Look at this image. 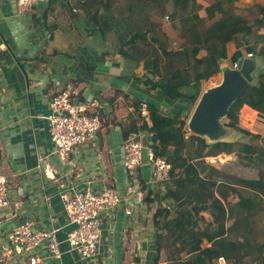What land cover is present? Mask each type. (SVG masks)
Instances as JSON below:
<instances>
[{"label":"crops","instance_id":"obj_1","mask_svg":"<svg viewBox=\"0 0 264 264\" xmlns=\"http://www.w3.org/2000/svg\"><path fill=\"white\" fill-rule=\"evenodd\" d=\"M199 1L208 5L214 0ZM236 2L233 0L222 13L215 12L212 18L207 17L204 7L200 8L196 12L200 21L203 20L200 27L207 28L233 14L240 8ZM79 4L49 0L18 7L16 0H0V172L7 176L11 191L10 213L1 219L5 220L2 222L6 229L24 220L36 221L35 227H47L45 221L50 215L61 224L62 207L57 191L63 187L81 190L91 184L99 190L113 186L124 194L127 180L121 165L122 142L136 135L142 144L150 145V134L141 126H150L151 120L139 114L135 100L146 101L147 105L154 103L166 114H187V118L195 107L191 109L187 99H171L146 89L142 82L146 70L136 68L134 62L118 54L107 53V47L94 34L85 33L88 17L81 13ZM255 5L264 6V0L240 10L251 13ZM157 19L161 20L158 16ZM168 22L161 25V30L173 40L169 50L179 49L185 40L178 37L173 22ZM234 50V41H227L223 51L226 59L217 60L219 69L203 85L200 95L220 82L224 68H233L229 58ZM203 54L201 51L200 55ZM254 56L259 55L252 53ZM213 79L216 82L212 83ZM61 89L71 90L77 98L85 95L101 105V128L96 138L64 165L52 154L46 119L51 94ZM237 111L232 115L239 120L238 125L252 128L255 113L245 105ZM131 126L134 129L125 135ZM45 155L39 170L37 158ZM45 166L49 170L46 175L42 171ZM140 169L144 183L150 179L151 166L146 163ZM159 192H165L163 185L156 192L148 191L151 198L123 201L105 216L101 241L103 264L154 262L153 239L157 229L153 225V212ZM126 205L135 210L129 218L124 213ZM160 259H165L164 252L160 253ZM65 261L82 264L71 262L69 255Z\"/></svg>","mask_w":264,"mask_h":264},{"label":"trees","instance_id":"obj_2","mask_svg":"<svg viewBox=\"0 0 264 264\" xmlns=\"http://www.w3.org/2000/svg\"><path fill=\"white\" fill-rule=\"evenodd\" d=\"M62 1L80 3L78 8L88 17L85 33L94 34L107 53L146 70L142 76L146 89L187 99L191 107L218 71L216 61L223 57L227 41L235 43L231 65L249 53L264 57V6L226 15L204 28L196 13L200 8L212 18L233 0L208 5L199 0ZM156 12L173 22L178 37L185 40L181 48L169 50L173 40L161 30ZM133 103L138 108L141 101ZM244 105L255 113L252 128L235 124V118L226 125L253 141L207 144L202 137L186 135L183 127L189 115L166 114L148 103L151 125L141 128L150 134L154 155L171 166L169 179L161 183L169 208L159 206L153 212L154 261L164 252L165 259L175 264H217L220 256L226 264H264V75L234 103L232 114L238 113L234 107ZM221 154H233L236 160L208 161Z\"/></svg>","mask_w":264,"mask_h":264},{"label":"built area","instance_id":"obj_3","mask_svg":"<svg viewBox=\"0 0 264 264\" xmlns=\"http://www.w3.org/2000/svg\"><path fill=\"white\" fill-rule=\"evenodd\" d=\"M47 1L16 0V4L18 7H30ZM49 107L50 112L46 116L48 139L52 144V154L64 165L73 154H79L85 144L96 138L101 128V105L85 95L77 98L71 90L61 89L51 94ZM138 111L146 120L150 119L146 101L139 104ZM121 148V165L127 180L124 194L113 186L97 190L91 184L81 190L73 187L59 189L57 195L63 222L59 224L55 216L50 215L45 221L47 227H35L36 221L24 220L0 230V264H67L66 255L75 263L103 264L101 241L105 216L114 212L123 201L151 198L148 191L159 190L161 183L169 179L171 168L170 163L155 156L150 146L142 144L136 135L125 139ZM46 156L37 158L39 170ZM146 163L151 166L150 179L142 183L140 168ZM42 171L45 175L49 172L46 166ZM164 194L159 192L158 197L153 198L155 208H169L163 199ZM10 196L8 178L0 172V208L10 206ZM123 208L128 218L135 212L132 206ZM216 263L226 264V260L220 256ZM152 264L175 263L159 259Z\"/></svg>","mask_w":264,"mask_h":264},{"label":"water","instance_id":"obj_4","mask_svg":"<svg viewBox=\"0 0 264 264\" xmlns=\"http://www.w3.org/2000/svg\"><path fill=\"white\" fill-rule=\"evenodd\" d=\"M254 57L252 54L239 57L233 68H224L219 83L202 92L187 122L189 134L202 137L207 144L247 143L249 136L241 130L227 126L225 121L229 117L231 105L241 98L250 86L258 84L259 77L264 75V70L259 67L264 57L257 56L258 60Z\"/></svg>","mask_w":264,"mask_h":264},{"label":"rangeland","instance_id":"obj_5","mask_svg":"<svg viewBox=\"0 0 264 264\" xmlns=\"http://www.w3.org/2000/svg\"><path fill=\"white\" fill-rule=\"evenodd\" d=\"M261 0H237V2H236V6H238V7H240V8H242V7H246V6H248V5H251V4H253V3H255V2H260ZM240 8H237L236 10H235V12L233 11V10H231V11H233V13H239L240 11ZM156 16H158V18H160L161 20H162V24L163 23H169L168 21H170L169 19H167L166 18V15H163L162 16V14L160 15L158 12H156ZM200 18V17H199ZM199 23H201V22H203V20H201V21H198ZM225 56H226V54L223 56L224 57V59H226L225 58ZM222 57V58H223ZM232 57V56H231ZM229 58V60H230V62H232V58ZM259 57V56H258ZM254 58H256L257 60H258V58H257V56L256 57H254ZM219 59H221V57L219 58ZM261 60V59H260ZM262 61V60H261ZM264 61H262V64H261V68L264 70V63H263ZM216 64H217V61H216ZM211 82L213 83V82H216V79H213V80H211ZM197 102V101H196ZM195 105V104H194ZM193 108V106L191 107V109ZM190 109V110H191ZM237 110H239V107L238 106H236L235 107V111L234 112H236ZM139 112V111H138ZM140 114V113H139ZM188 116V115H187ZM232 118H234L233 116H232V112L230 113V108H229V117H228V119L225 121V122H227L228 120H232ZM188 119L189 118H186V121H185V124H184V127H183V130L185 131V133H186V135L188 134V132H189V130L187 129V122H188ZM235 120H236V118H235ZM243 121H245V120H243ZM239 122V120H236V123L235 124H237ZM247 138V137H246ZM246 138H243V140H245ZM246 141L247 142H252L253 140L250 138V137H248L247 139H246ZM216 160H218L220 163H226V162H233V161H235L236 160V157L233 155V154H231V155H226V154H221V155H219L217 158H208V161H210V162H214V161H216ZM221 160H223V161H221ZM166 203V202H165ZM10 213V206H8V207H3V208H0V230H6V227L3 225V222H5V220H1L2 218H4L7 214H9ZM3 221V222H2Z\"/></svg>","mask_w":264,"mask_h":264},{"label":"clouds","instance_id":"obj_6","mask_svg":"<svg viewBox=\"0 0 264 264\" xmlns=\"http://www.w3.org/2000/svg\"><path fill=\"white\" fill-rule=\"evenodd\" d=\"M166 18H168V17H166ZM252 54V53H251ZM235 64V63H234Z\"/></svg>","mask_w":264,"mask_h":264}]
</instances>
